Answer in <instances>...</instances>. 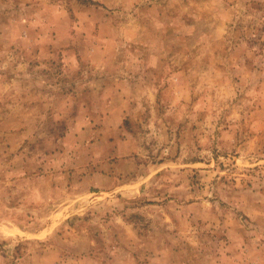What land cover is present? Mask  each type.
Here are the masks:
<instances>
[{
  "label": "rangeland",
  "instance_id": "374dc122",
  "mask_svg": "<svg viewBox=\"0 0 264 264\" xmlns=\"http://www.w3.org/2000/svg\"><path fill=\"white\" fill-rule=\"evenodd\" d=\"M0 264H264V0H0Z\"/></svg>",
  "mask_w": 264,
  "mask_h": 264
}]
</instances>
